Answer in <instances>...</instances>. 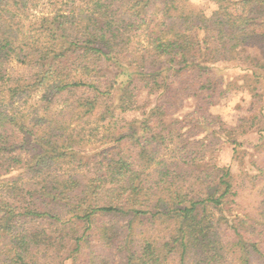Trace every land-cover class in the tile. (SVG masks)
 <instances>
[{
	"label": "trees",
	"instance_id": "1",
	"mask_svg": "<svg viewBox=\"0 0 264 264\" xmlns=\"http://www.w3.org/2000/svg\"><path fill=\"white\" fill-rule=\"evenodd\" d=\"M211 1L207 15L187 0H65L34 17L42 39L19 27L40 0H0V264H264V187L256 216L227 219L231 169L200 165L214 150L191 139L203 103L171 123L139 103L142 90L213 103V65L256 61L264 0ZM77 114L103 129L88 156Z\"/></svg>",
	"mask_w": 264,
	"mask_h": 264
},
{
	"label": "rangeland",
	"instance_id": "2",
	"mask_svg": "<svg viewBox=\"0 0 264 264\" xmlns=\"http://www.w3.org/2000/svg\"><path fill=\"white\" fill-rule=\"evenodd\" d=\"M63 2L65 0H40L37 6L29 5L28 15L19 23L22 33L26 31L42 39L47 38V32L35 22L34 17L54 15L55 9L60 8ZM187 3L191 8L203 10L207 15H211L217 8L211 0H187ZM250 50L256 55V61L252 64L234 60L219 62L211 67V71L219 81L213 103L202 101L200 97L190 95L187 91L173 99H168L161 92L148 96L146 90H142L139 94V103L145 106L144 111H151L158 105L164 106V112L159 114H162V119L166 123H171L176 118H183L187 113L194 111L198 104L203 103L205 110L203 113L208 118L206 122L208 125L202 126L201 130L197 128L190 136L196 141L204 139L211 151L214 150L209 153L205 161L200 162V165L205 162L216 163L219 167L225 166L231 169L234 181L233 192L237 194L232 196L231 200H227L228 204H225L227 210H223L224 215L231 222L238 214L256 216L260 211L263 197L264 174H261L259 167L264 166V43ZM10 64L9 67L13 68L14 72L22 73L28 67L19 63L17 59L12 60ZM83 90L70 94V99L82 97ZM224 91H227L226 95H222ZM201 123V120H194L192 124L200 127ZM221 124L224 126L221 127ZM100 125L97 123V117L88 118V115L83 114L73 117L72 128L75 129L73 133L81 142L80 150L76 151L78 154L88 156L92 147L99 145L96 143L101 142L103 129L99 128L98 131L95 129ZM71 171L78 173L84 179L88 178V169L74 168ZM243 231L241 237H251L245 228ZM221 232L226 241H235L232 228L225 233ZM236 251L237 247L234 246L230 254L233 256ZM64 264H72L68 254L65 256ZM253 264L259 263L255 260Z\"/></svg>",
	"mask_w": 264,
	"mask_h": 264
}]
</instances>
